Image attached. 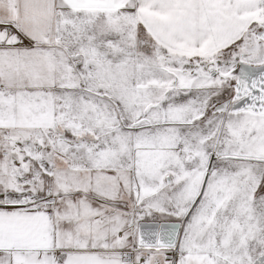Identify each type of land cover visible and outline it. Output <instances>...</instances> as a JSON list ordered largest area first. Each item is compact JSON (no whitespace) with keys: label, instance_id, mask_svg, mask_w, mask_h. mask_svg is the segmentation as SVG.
<instances>
[{"label":"snow or ice","instance_id":"snow-or-ice-1","mask_svg":"<svg viewBox=\"0 0 264 264\" xmlns=\"http://www.w3.org/2000/svg\"><path fill=\"white\" fill-rule=\"evenodd\" d=\"M0 264H264V0H0Z\"/></svg>","mask_w":264,"mask_h":264}]
</instances>
